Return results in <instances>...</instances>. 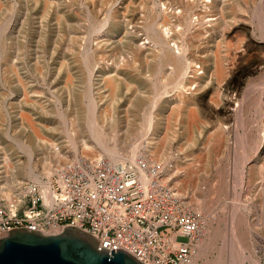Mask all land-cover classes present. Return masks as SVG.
<instances>
[{
    "label": "rangeland",
    "instance_id": "374dc122",
    "mask_svg": "<svg viewBox=\"0 0 264 264\" xmlns=\"http://www.w3.org/2000/svg\"><path fill=\"white\" fill-rule=\"evenodd\" d=\"M218 1L199 0L198 3V0H102V3L101 0H0V174H3L2 177L4 176L3 178L11 185L5 191L11 193L22 185L13 186L12 181L18 171L17 168L22 169L28 162L29 155L21 147L23 144L29 147L31 152L33 151L35 163H39L40 159H44V153L49 152V148L59 147L60 144L59 148L62 149L69 144L65 136V120L74 117L78 122L81 119L78 126L79 134L84 133L82 137L90 138L86 132L88 129L85 120L88 118L86 112L89 96L86 98L85 95L93 93L95 101L98 105L101 104L99 107L103 106L102 109L111 110L113 106V112H109L108 116L113 113L114 118L117 117L115 122L117 119L118 121L112 124L115 128L110 126L109 137L113 135L117 123L128 118L124 123L127 122L129 127L120 123L119 128H124L121 138L125 142L122 139L121 145L120 143L118 145L122 149H129L132 147L130 145L132 142L138 141L137 136L142 133L144 127V117L141 116H144L145 108L157 99L156 113H159L157 111L166 113L164 112V116L162 114L164 127L157 126L159 119L156 118L157 120L154 121V131L158 133L156 145L164 149V144L167 143V147L163 150L162 158L159 157L161 159L148 155L147 157L153 162L152 164L162 168L164 166L165 182L170 176L171 178L175 176L173 177L175 184H172L184 194L185 200L191 202V211L200 215L202 219L199 248L205 246V249L204 254L199 249L198 254L201 253V257L196 264H219L220 261L221 264L225 262L232 264L231 256L234 251L230 243L228 244L230 241L229 238L227 241L226 236L229 237L231 219L229 216L234 205L238 206L237 230L239 231L236 232L244 249L245 260L242 264H264V142L261 141V136H264V16L260 14L264 13V0ZM261 3L262 6H259ZM188 7H193V15L189 17L190 31L186 30L183 21V15L189 11ZM63 11L65 16L62 14ZM257 12L260 13L257 15ZM112 13L114 18L111 21L107 20L108 15ZM212 18H215L214 21ZM258 18H261L263 21H260L263 23ZM101 20H107L106 24H109L103 27L106 29L97 33L93 28L97 23L103 22ZM118 23L120 27H116ZM160 32L164 35L166 44L169 43L168 45L173 46L172 48L181 55L185 54L186 60L190 61L188 63L191 70L189 69L187 80L181 81L172 77L176 69L175 65L166 66V69H162V73H159V62L155 56L161 50V45L157 46L159 43L157 36ZM180 38L183 40L181 41ZM88 48L95 49L94 56H91L89 62H84L82 57L89 50ZM67 61L71 62L67 63ZM84 68L90 69L93 75ZM139 69L143 71L138 72ZM68 73L72 75L70 74L69 77ZM217 75L220 76L221 81ZM115 76L117 80H113ZM139 81L141 83L137 85ZM67 83L68 85L70 83V87ZM88 87L93 91L90 94ZM164 88L167 89L164 96L161 99L156 98L158 91ZM139 89L142 92L138 91ZM84 91H87L86 94ZM138 94L141 98H138ZM73 96H76V102ZM85 98L88 100L86 101ZM163 102H166L165 105ZM115 103L117 107L114 106ZM133 105L136 110L139 107L137 110L139 112ZM66 110L70 111L66 112ZM125 112L132 114L128 116ZM120 115L127 118L122 119ZM62 117L66 119L63 120ZM31 126H34L35 130H32ZM56 132L59 134L56 135ZM167 134L169 138L171 137L170 140L167 139ZM146 142L143 139L142 144L140 143L141 147H147ZM143 155H145L144 151L140 150L138 157ZM14 165L17 168H14ZM180 170L181 172H178ZM25 182L29 181L24 180L23 183ZM237 248L234 246L236 253L239 251ZM230 251L233 252L232 255Z\"/></svg>",
    "mask_w": 264,
    "mask_h": 264
},
{
    "label": "built area",
    "instance_id": "2783aa9c",
    "mask_svg": "<svg viewBox=\"0 0 264 264\" xmlns=\"http://www.w3.org/2000/svg\"><path fill=\"white\" fill-rule=\"evenodd\" d=\"M143 155L136 162H66L42 184L25 182L0 197V238L26 228L46 235L77 227L143 264H193L202 219ZM149 177L151 182H146Z\"/></svg>",
    "mask_w": 264,
    "mask_h": 264
},
{
    "label": "bare ground",
    "instance_id": "6f19581e",
    "mask_svg": "<svg viewBox=\"0 0 264 264\" xmlns=\"http://www.w3.org/2000/svg\"><path fill=\"white\" fill-rule=\"evenodd\" d=\"M82 1V0H81ZM155 1V0H154ZM213 1H215V0H213ZM218 1V0H217ZM222 1V0H221ZM258 1H260V0H258ZM47 2V1H46ZM101 2H102V0H101ZM219 2V1H218ZM40 3V2H39ZM42 3V2H41ZM103 3V2H102ZM198 3H199V0H198ZM217 3V2H216ZM156 5H157V3H155ZM182 4V3H181ZM260 4V3H259ZM40 5V4H39ZM223 5V4H222ZM228 5V4H227ZM256 5H258V4H256ZM130 6V5H129ZM188 6V5H187ZM200 6V5H199ZM224 6V5H223ZM223 6H221V7H223ZM259 6H262V3H261V5H259ZM264 6V5H263ZM81 7V6H80ZM119 7V6H118ZM82 8V7H81ZM155 8V7H154ZM158 8H160V7H158ZM259 8H261V10H263L262 9V7H259ZM40 9V8H39ZM111 9V8H110ZM109 9V10H110ZM120 9V8H119ZM183 9V8H182ZM185 9V8H184ZM223 9V8H222ZM226 9V8H225ZM258 9V8H257ZM256 9V10H257ZM159 10H161V9H159ZM188 10L189 11H187L184 15H183V21L185 22V27H186V30L187 31H190L189 29L191 28L190 27V21H189V17L191 16V14H192V11H193V7H188ZM216 10V9H215ZM259 10V9H258ZM257 10V11H258ZM62 11V10H61ZM60 11V12H61ZM121 11V10H120ZM154 11H155V9H154ZM255 11V10H254ZM260 11V10H259ZM264 11V10H263ZM59 12V11H58ZM64 12V11H63ZM73 12V11H72ZM90 12V11H89ZM117 12V11H116ZM161 12V11H160ZM211 12V11H210ZM210 12H209V14H210ZM227 12V11H226ZM88 13V12H87ZM156 13H157V11H156ZM223 13H225V12H223ZM258 13H260V12H257V15H258ZM263 13V12H262ZM262 13H260L261 14V16H264V15H262ZM63 15L65 14V12L64 13H62ZM106 14H107V12H106ZM117 14V13H116ZM121 14V13H120ZM251 14V13H250ZM264 14V13H263ZM96 15V14H95ZM165 15V14H164ZM175 15V14H174ZM193 15V14H192ZM226 15V14H225ZM225 15H222V16H225ZM230 15V14H229ZM253 15V14H252ZM19 16V15H18ZM65 16V15H64ZM70 16V15H69ZM71 16H72V13H71ZM94 16V15H93ZM100 16V15H99ZM157 16H159V15H157ZM255 16V15H254ZM91 17V16H90ZM89 17V18H90ZM97 17V16H96ZM118 17H121V16H118ZM166 17V16H165ZM174 17V16H173ZM227 17V16H226ZM257 17V16H256ZM91 18H93V17H91ZM114 18V15H113V13L112 14H109L108 15V18H107V20H110L111 21V19H113ZM158 18V17H157ZM160 18V17H159ZM177 18V17H176ZM224 18V17H223ZM227 18H229V17H227ZM262 18V17H261ZM259 19V21L260 20H262V19ZM69 20H70V18H68ZM72 19V18H71ZM96 19V18H95ZM98 19V18H97ZM121 19V18H120ZM175 19V18H174ZM201 19V18H200ZM213 19V21H214V19L215 18H212ZM226 19V18H225ZM253 19V18H252ZM61 20H62V18H61ZM60 20V21H61ZM68 20V21H69ZM91 20V19H90ZM93 21H94V19H92ZM107 20H105V21H103V20H101V21H103V22H99V23H97V25L93 28V30L95 31V32H97L98 33V31H101L102 29H103V27L104 26H106V25H108V24H106L107 23ZM161 20V19H160ZM210 20H211V18H210ZM218 20V19H217ZM221 20V19H220ZM89 21V20H88ZM110 21H108V22H110ZM119 21V20H118ZM163 21V20H162ZM227 21V20H226ZM263 21V20H262ZM262 21H260V22H262ZM90 22V21H89ZM155 22V21H154ZM158 22V21H157ZM200 22V21H199ZM221 22H223V21H221ZM92 23V22H91ZM113 21H112V25H113ZM182 23V22H181ZM231 23V22H230ZM263 23V22H262ZM7 24V23H6ZM61 24V23H60ZM95 24V23H94ZM111 24V23H110ZM119 24V23H118ZM201 24V23H200ZM217 24V23H216ZM226 24V23H225ZM228 24V23H227ZM226 24V25H227ZM111 25V26H112ZM123 25V24H122ZM122 25H121V29H122ZM114 26H115V24H114ZM113 26V27H114ZM155 26V25H154ZM166 26V25H165ZM194 26V25H193ZM199 26V25H198ZM206 26V25H205ZM204 26V27H205ZM212 26V25H211ZM222 26V25H221ZM260 26H262V25H260ZM110 27V26H109ZM108 27V28H109ZM116 27H120V24L117 26V24H116ZM207 27V26H206ZM215 27V26H214ZM111 28V27H110ZM109 28V29H110ZM148 28V27H147ZM200 28V27H199ZM5 29H6V27H5ZM4 29V30H5ZM104 29H106V28H104ZM103 29V30H104ZM115 29V28H114ZM149 29H151V28H149ZM92 30V32H94ZM120 30V29H119ZM155 30V29H154ZM215 30H217V29H215ZM261 30V29H260ZM263 30V29H262ZM1 31V30H0ZM91 31V30H90ZM112 31V30H111ZM149 31V30H148ZM183 31V30H182ZM218 31V30H217ZM118 32V31H117ZM152 32H153V29H152ZM186 32V31H185ZM192 32V31H191ZM113 33H115V32H113ZM129 33V32H128ZM91 34V33H90ZM94 33H92V35H93ZM218 34V33H217ZM220 34V33H219ZM95 35V34H94ZM129 35V34H128ZM155 35V34H154ZM157 35V34H156ZM193 35V34H192ZM231 35V34H230ZM129 36H131V35H129ZM219 36V35H218ZM221 36H222V34H221ZM220 36V37H221ZM263 36V35H262ZM89 37V36H88ZM125 37H127V36H125ZM205 37V36H204ZM215 37V36H214ZM8 38H9V36H8ZM157 38H158V41H159V43H158V45L157 46H160L161 45V47H160V51L157 53V55L155 56V59L156 60H158V62H159V68H158V70H159V73L161 72L162 73V71L163 70H165L166 69V66H169V65H175L176 66V69L173 71V74H172V77H176V78H178V79H181V81L182 80H187V78H188V73L190 72L189 71V69H190V64L188 63V61L186 60L187 58H185L186 56H184L183 54L181 55V53H179V52H177L176 50H174V48H172V47H170L168 44H166L165 42H166V39H165V37H164V35H162V32H160V35H158L157 36ZM186 38V37H185ZM4 39V38H3ZM90 39V41H91V38H89ZM128 39H131V38H128ZM154 39V38H153ZM181 39V38H180ZM201 39V38H200ZM204 39V38H203ZM223 39V38H222ZM221 39V40H222ZM183 39H181V41H182ZM207 40V39H206ZM130 41V40H129ZM150 41H152V40H150ZM149 41V42H150ZM170 41V40H169ZM134 42V41H133ZM128 43V42H127ZM157 43V42H156ZM176 43V42H175ZM180 43V42H179ZM186 43V42H185ZM223 43V42H222ZM90 44H91V42H90ZM131 43H129V45H130ZM137 44V43H136ZM153 44H155V42L153 43ZM177 44V43H176ZM11 45H13V44H11ZM107 45V44H106ZM126 45V44H125ZM139 45V44H138ZM141 45V44H140ZM144 45H145V43H144ZM180 45H182L183 46V44H180ZM187 45V44H186ZM107 46H109V45H107ZM106 46V47H107ZM124 46V45H123ZM177 46V45H176ZM185 46V45H184ZM192 46V45H191ZM190 46V47H191ZM202 46V45H201ZM208 46V45H207ZM213 46H215V45H213ZM13 47V46H12ZM84 47V46H83ZM86 47V46H85ZM125 47V46H124ZM148 47V46H147ZM6 48V47H5ZM9 48V47H8ZM95 48V47H94ZM127 48V47H126ZM136 48V47H135ZM212 48V47H211ZM86 49H87V47H86ZM89 49V48H88ZM149 49V48H148ZM187 49V48H186ZM197 49V48H196ZM83 50V49H82ZM93 50H95V49H89V50H87L85 53H84V57H82V58H84V59H82L84 62H89V60L91 59V56L94 54V51ZM130 50V49H129ZM147 50V49H146ZM5 51V50H4ZM152 51V50H151ZM184 51V50H183ZM215 51H217V50H215ZM215 51H214V53H215ZM1 52H3V51H1ZM82 52V51H81ZM80 52V53H81ZM173 52V53H172ZM8 54V53H7ZM82 54V53H81ZM80 54V55H81ZM150 54V53H149ZM148 54V55H149ZM3 55V54H2ZM13 56V55H12ZM94 56V55H93ZM150 56V55H149ZM80 57V56H79ZM146 57H147V55H146ZM1 58V57H0ZM15 58V57H14ZM71 59H73L74 60V58H72V57H70ZM93 58V57H92ZM128 58V57H127ZM150 58H151V56H150ZM62 59V58H61ZM129 59V58H128ZM215 59H216V54H215ZM224 59V58H223ZM226 59V58H225ZM230 59V58H229ZM72 60V61H73ZM79 60V59H78ZM81 60V61H82ZM139 60V59H138ZM142 60V59H141ZM151 61H152V59H150ZM13 61V60H12ZM60 61V60H59ZM83 61L81 62V63H83ZM150 61V62H151ZM154 61V60H153ZM70 63L71 61H67V63ZM143 62V61H142ZM148 63L147 62V64H151V63ZM190 62V61H189ZM215 62V61H214ZM219 61H217V63H218ZM74 64V63H73ZM78 64V63H77ZM141 64V63H140ZM143 64H144V62H143ZM146 64V65H147ZM216 64V63H215ZM13 65H15V64H13ZM84 65L86 66V63H84ZM59 66V65H58ZM75 66H76V64H75ZM152 66H153V64L152 65H150V67L152 68ZM206 66V65H205ZM216 66V65H215ZM230 66V65H229ZM13 67V66H12ZM16 67V66H15ZM64 67V66H63ZM70 67V66H69ZM68 67V68H69ZM88 67H89V64H88ZM87 67V68H88ZM141 67H142V65H141ZM141 67H138V68H141ZM218 67L219 66H217L216 68L218 69ZM18 68V67H17ZM75 68V67H74ZM78 68V67H77ZM86 68V69H87ZM90 68H92V67H90ZM148 69H149V66L147 67ZM212 68H214V67H212ZM233 68V67H232ZM1 69V68H0ZM13 69H15V68H13ZM64 69V68H63ZM71 69V68H70ZM80 69V68H79ZM114 69V68H113ZM142 69V68H141ZM163 69V70H162ZM203 69V68H202ZM220 69V68H219ZM11 70V69H10ZM62 70V69H61ZM61 70H59V72H61ZM72 70V69H71ZM84 70H85V68H84ZM151 70V69H150ZM149 70V71H150ZM157 70V71H158ZM191 70V69H190ZM204 70H206V69H204ZM8 71V70H7ZM70 71V70H69ZM68 71V72H69ZM74 71H76V70H74ZM78 71V70H77ZM86 72H90L91 70L89 69H87V70H85ZM110 71V70H109ZM120 71H121V69H120ZM138 71V70H137ZM140 71H143V70H140L139 69V71L138 72H140ZM219 70H217V73H219L218 72ZM14 72H16V71H14ZM62 72H63V70H62ZM66 72V71H65ZM92 72H94V71H92ZM108 72V71H107ZM107 72H105V73H107ZM111 72H112V70H111ZM110 72V73H111ZM114 72V71H113ZM116 72V71H115ZM126 72V71H125ZM130 72V71H129ZM147 72V71H146ZM206 72V71H205ZM208 72V71H207ZM4 73H5V71H4ZM17 73H19L20 74V72H17ZM17 73H15L16 75H18ZM75 73V72H74ZM120 73V72H119ZM137 73V72H136ZM148 73V72H147ZM226 73V72H225ZM69 75V77H70V74L71 73H68ZM76 74V73H75ZM74 74V75H75ZM81 74V73H80ZM79 74V75H80ZM89 74H92L93 75V73H89ZM125 74V73H124ZM127 74V73H126ZM134 74V73H133ZM140 74V73H139ZM208 74V73H207ZM220 74H221V72H220ZM14 75V74H13ZM64 75H65V73H64ZM72 75V74H71ZM86 75H88L87 73H86ZM130 75V74H129ZM190 75V74H189ZM7 76V75H6ZM67 76V78H69ZM90 76V75H89ZM101 76V75H100ZM99 76V77H100ZM102 76H103V74H102ZM139 76V75H138ZM144 76H145V74H144ZM205 76H206V73H205ZM219 75H217V77H218ZM18 77V76H17ZM85 77V76H84ZM93 76H91V78H92ZM109 77V76H108ZM134 77H136V75L134 74ZM140 77V76H139ZM139 77H137V78H139ZM208 77V76H207ZM8 78V77H7ZM73 78L74 79H76L74 76H73ZM95 78V77H94ZM125 78H127L128 79V76L126 77V75H125ZM225 78V77H224ZM5 79H6V77H5ZM13 79V78H12ZM15 79V78H14ZM116 79V76H115V78L113 79V80H115ZM129 79H131L130 78V76H129ZM136 79V78H135ZM142 79V78H141ZM219 80H220V76H219V78H218ZM63 80H65V79H63ZM73 80V79H72ZM117 80V79H116ZM140 80V79H139ZM148 80V79H147ZM208 80V79H207ZM209 80H210V78H209ZM218 80V81H219ZM11 81V80H10ZM9 81V82H10ZM14 81V80H13ZM19 81V80H18ZM20 81H21V79H20ZM19 81V82H20ZM74 81V80H73ZM88 81H90L89 80V78H88ZM94 81V80H93ZM202 81V80H201ZM221 81V80H220ZM121 82V81H120ZM134 82H136L135 80H134ZM144 82V81H143ZM223 82H224V80H223ZM90 83V82H89ZM96 83V82H95ZM104 83V82H103ZM141 83V81H139V83H136L137 85L138 84H140ZM154 83H155V81H154ZM198 83V82H197ZM7 84H8V82H7ZM65 84H66V81H65ZM72 84V83H71ZM74 84V83H73ZM92 84V83H91ZM117 84V83H116ZM120 84V83H119ZM119 84H117V85H119ZM261 84V83H260ZM67 85H68V83H67ZM69 85H70V83H69ZM68 85V86H69ZM116 85V86H117ZM200 85V84H199ZM224 86H225V84H224ZM67 87V86H66ZM70 87V86H69ZM97 87V86H96ZM261 87V86H260ZM259 87V88H260ZM88 88H90V87H88ZM139 88V87H138ZM74 89V88H73ZM76 89V88H75ZM92 88H90V91H89V94H90V92L92 91L91 90ZM118 89V88H117ZM221 89V88H220ZM219 88H218V90H220ZM225 89V88H224ZM77 90V89H76ZM86 90H87V87H86ZM108 90V89H107ZM202 90V89H201ZM217 90V89H216ZM70 91V90H69ZM72 91V90H71ZM105 91V90H104ZM138 91H140V89L138 90ZM167 91V89L166 88H164L163 90H159L158 92V94H157V97L156 98H158V99H161V97L162 96H164L163 94L165 93ZM175 91V90H174ZM177 91V90H176ZM200 91V90H199ZM73 92L75 93V91L73 90ZM85 92V91H84ZM87 92V91H86ZM86 92H85V94H86ZM93 92V91H92ZM91 92V93H92ZM103 92V91H102ZM140 92H142V91H140ZM144 92V91H143ZM169 92V91H168ZM179 92H181L180 90H179ZM178 92V93H179ZM219 92V91H218ZM69 93V92H68ZM73 93V94H74ZM77 93V92H76ZM116 93H117V91H116ZM221 94H222V92H220ZM255 93V92H254ZM84 94V93H83ZM132 94H133V91H132ZM137 94V93H136ZM196 94V93H195ZM198 94H199V92H198ZM71 95H72V93H71ZM193 95V94H192ZM197 95V94H196ZM78 96V95H77ZM86 96H89V98L88 97H86ZM95 96V95H94ZM96 96H97V94H96ZM95 96V97H96ZM135 96V95H134ZM138 96V98L140 97V95L138 94L137 95ZM54 97V96H53ZM70 97V96H69ZM74 97V96H73ZM76 97V96H75ZM74 97V98H75ZM83 97V96H82ZM85 97L86 98H88L89 99V103H88V111L86 112L87 113V115H88V118L86 119L85 118V120H87V122H86V124H87V129H88V131H86L85 129V131L86 132H88V134H89V139H86V138H84V137H82V134H84V133H82L81 135L79 134L80 132V128L78 127L79 126V122H80V120H79V122H78V120H77V118L76 117H74L73 119H71V120H65L66 119V117H65V119H63V117H62V119L63 120H65L66 121V123H65V125H66V138H67V141L69 142V144H67V145H65V147H63V146H61V147H63L62 149L61 148H59L60 147V144H59V147H54V148H52V149H50L49 148V152L47 151V152H45L44 153V159H40V161H39V163H35V159H34V157H33V154H32V152L30 151V149H29V147H27V146H21V145H19V146H21L22 148H23V150H25L26 152H28V155H29V158H28V162H26V164H22L23 165V167H22V169H18L17 167H16V165H14V168L16 167L17 168V170L18 171H16V173H15V176L13 177V186L16 184H23V182H24V180H28V181H31V182H33L34 184H38V185H41L42 184V178H49V177H51L55 172H56V170L58 169V167L59 166H61V164H64V163H66V162H74V163H80V162H82V161H88V162H94V161H96V160H99V159H102L103 157L102 156H105V157H107V159H109L110 161H113V162H136V160H137V158H138V154H139V152H140V150H143L144 151V153H145V156H153V157H158V159H161L162 158V155H163V150L165 149L166 150V148L165 147H167L166 145H167V143H165L164 145V149L162 148V149H160L157 145H156V139L158 138V133L156 132V131H154V129H155V125H154V121H155V119L157 118V119H159V122H157V126L160 128V127H164L165 125H162L163 123H162V121H164L163 120V117H162V114H163V116H164V112H160V111H157V112H159V113H156V110H155V104L157 103V99H156V102H151V105L150 106H147V104H146V108H145V110H144V116H141V118H143L144 117V127H143V131H142V133L140 134V133H138V134H140V135H138L137 136V142L135 141V143H131L130 145L132 146H130L131 148H129V149H122V148H120L118 145H119V143L121 142L120 140H122L123 138H121V136H123L121 133H123V131H122V129H124V128H122V129H119L120 128V123H122V124H125L124 122L128 119L127 118V116H124V117H126L127 119H125L124 117H121V115H120V117L122 118V119H125L123 122H120V123H117L118 125H117V128L115 129V131H113V135L111 136V137H109V134H110V132H111V129H110V126L112 125V124H115L117 121H118V119H117V121L115 122V119L117 118L116 116V118H114V115H113V113L111 114L110 113V116H108V114H109V112H113V106L111 107V110H106V108L104 109H102V107L100 108L99 106L101 105H98V103L95 101V99H94V97H93V93L91 94V95H85ZM154 97V96H153ZM184 97V96H183ZM245 97V96H244ZM85 98V99H86ZM138 98H135V100H137ZM141 98V97H140ZM145 98V97H144ZM28 99V98H27ZM56 99H57V97H56ZM84 99V98H83ZM88 99H86V101L88 100ZM117 99V98H116ZM142 99H143V97H142ZM142 99H140V100H142ZM175 99H176V96H175ZM174 99V100H175ZM58 100V99H57ZM78 100V99H77ZM149 100V99H148ZM187 100V99H186ZM73 101H74V99H73ZM116 100H114V102H115ZM126 101V100H125ZM138 101H139V99H138ZM137 101V102H138ZM192 101V100H191ZM60 102V101H59ZM74 102H76V98H75V101ZM78 102V101H77ZM113 102V103H114ZM131 102H132V100H131ZM135 101H134V99H133V103H134ZM136 102V103H137ZM146 102V101H145ZM169 102V101H168ZM173 102V101H172ZM82 103V102H81ZM84 103V102H83ZM82 103V104H83ZM112 103V104H113ZM128 103V102H127ZM127 103H125V104H127ZM161 103V102H160ZM165 103L166 102H163V104L165 105ZM135 104V103H134ZM139 104H140V102H139ZM162 104V103H161ZM170 104V103H169ZM189 104V103H188ZM191 104V103H190ZM137 105V104H136ZM148 105H149V103H148ZM187 105V104H186ZM71 106V105H70ZM76 106V105H75ZM85 106V105H84ZM87 106V105H86ZM114 106H116V103H115V105ZM128 106H129V104H128ZM130 106H131V103H130ZM134 106V105H133ZM141 106V105H140ZM117 107V106H116ZM120 107V106H119ZM132 107V106H131ZM168 107V106H167ZM171 107V106H170ZM243 107V106H242ZM42 108V107H41ZM78 108H79V106H78ZM78 108H75V109H78ZM109 108H110V106H109ZM115 108V107H114ZM160 108V107H159ZM186 108V107H185ZM250 108V107H249ZM66 109V108H65ZM122 109H124V108H122ZM130 109V108H129ZM134 109L136 110V108H135V106H134ZM139 109V107L137 108V110ZM167 109V108H166ZM191 109H192V107H191ZM116 110V109H115ZM114 110V111H115ZM120 110V111H119ZM118 111L119 112H121V109H119ZM136 110V111H137ZM243 110V109H242ZM242 110H241V112H242ZM61 111V110H60ZM59 111V114L61 113ZM63 111V110H62ZM70 111V110H69ZM69 111H67L66 110V112H69ZM72 111V110H71ZM79 111V110H78ZM78 111H76V112H78ZM118 111H117V113H118ZM122 111H125V110H122ZM130 111H131V109H130ZM163 111V110H162ZM168 111V110H167ZM236 111V110H235ZM81 112V111H80ZM79 112V113H80ZM133 112V111H132ZM137 112H139V111H137ZM184 112V111H183ZM238 112H240V109H239V111ZM126 113V112H125ZM127 113H129V111H127ZM126 113V115H128V116H130L132 113H130V115L129 114H127ZM143 113V112H142ZM166 113V112H165ZM169 113V112H168ZM256 113V112H255ZM27 114V113H26ZM26 114H24V115H26ZM81 114V113H80ZM120 114V113H119ZM118 114V115H119ZM239 114V113H238ZM84 115V114H83ZM117 115V116H118ZM122 115H123V112H122ZM125 115V114H124ZM184 115V114H183ZM241 115V114H240ZM239 115V117H242V116H240ZM244 115V114H243ZM67 116V115H66ZM82 116V115H81ZM236 116H237V113H236ZM119 117V116H118ZM132 117V116H131ZM130 117V118H131ZM26 118V117H25ZM29 118H31V117H29ZM61 118V117H60ZM70 118H72V117H70ZM69 118V119H70ZM133 118V117H132ZM134 118H135V116H134ZM168 118V117H167ZM238 118V117H237ZM26 119H28V117L26 118ZM156 119V120H157ZM165 119V118H164ZM175 119V118H174ZM241 119V118H240ZM29 120V119H28ZM61 120V119H60ZM235 120H237V119H235ZM234 120V121H235ZM64 121V122H65ZM122 121V120H121ZM262 121V120H261ZM26 122H28V121H26ZM82 122V121H81ZM129 122V121H128ZM184 122V121H183ZM238 122H239V119H238ZM25 123V122H24ZM32 123V122H31ZM170 123H171V121H170ZM27 124V123H26ZM82 124V123H81ZM121 124V125H122ZM129 124V123H128ZM33 125V124H32ZM84 125V124H83ZM125 125H127V122H126V124ZM124 125V126H125ZM198 125V124H197ZM56 126H58V125H56ZM56 126L55 127H53V129L55 130V128H56ZM64 126V125H63ZM113 127H114V125H112ZM128 126V125H127ZM127 126H126V128H127ZM32 127V126H31ZM113 127H111V128H113ZM129 127V126H128ZM184 127V126H183ZM258 127H259V125H258ZM257 127V128H258ZM33 128H35L34 126L32 127V130H35V129H33ZM64 128V127H63ZM115 128V127H114ZM113 128V129H114ZM171 128V127H170ZM173 128V127H172ZM171 128V129H172ZM181 128V127H180ZM185 128V127H184ZM236 128V127H235ZM261 128V127H260ZM259 128V129H260ZM127 129H129V128H127ZM126 129V130H127ZM189 129H190V127H189ZM53 130V131H54ZM58 130V129H57ZM125 130V131H126ZM157 130V129H156ZM165 130H166V128H165ZM183 130H185V129H183ZM182 130V131H183ZM61 131V130H60ZM122 131V132H121ZM128 131V130H127ZM158 131H161L160 129H158ZM259 131V130H258ZM257 131V132H258ZM162 133H163V131H161ZM160 132V133H161ZM167 132H168V130H167ZM185 132V131H184ZM184 132H183V134H184ZM190 132V131H189ZM236 132V131H235ZM238 132V131H237ZM35 133V132H34ZM57 134L56 135H58L59 133L58 132H56ZM63 133V132H62ZM161 133V134H162ZM86 134V133H85ZM165 134V133H164ZM260 134V133H259ZM39 135V134H38ZM169 135H170V132H169ZM168 134H167V137L169 136ZM40 136V135H39ZM60 136V135H59ZM64 136V137H65ZM238 136V135H237ZM255 136V135H254ZM244 137H245V135H244ZM262 138H261V141L262 142H264V136H261ZM56 138V137H55ZM125 138V137H124ZM129 137H127V140H129L128 139ZM171 138V137H170ZM170 138L168 137L167 139H169L170 140ZM215 139H216V137H214ZM217 138H219V137H217ZM134 139H135V137H134ZM146 140L147 142V144H146V146L147 147H145V146H143L144 144H145V142L143 143V147H141V142H142V140ZM221 139V138H220ZM15 140V139H14ZM17 140V139H16ZM57 140V139H56ZM58 140L60 141V139L58 138ZM124 140V139H123ZM139 140L141 141V142H139ZM214 140V139H213ZM258 140V139H257ZM21 141V140H20ZM112 141V144H110V142ZM168 141V140H167ZM17 142V141H16ZM35 142V141H34ZM124 142H125V140H124ZM124 142L122 143V144H124ZM128 142V141H127ZM131 142V141H130ZM166 142V141H165ZM191 142V141H190ZM243 142V141H242ZM262 142H261V144H262ZM13 143H14V141H13ZM18 143V142H17ZM33 143V142H32ZM141 143V144H140ZM168 143H169V141H168ZM212 143V142H211ZM16 144V143H15ZM26 144V143H25ZM193 144H194V142H193ZM216 144H218V143H216ZM3 145V144H2ZM120 145H121V143H120ZM129 145V144H128ZM163 145V144H162ZM244 145V144H243ZM246 145V144H245ZM244 145V146H245ZM5 146V145H4ZM16 146V145H15ZM14 146V147H15ZM33 146V145H32ZM9 147V146H8ZM51 147H53V146H51ZM97 147H99V148H97ZM218 147V146H217ZM220 147V146H219ZM241 147V146H240ZM31 148V147H30ZM45 149H46V147H44ZM4 149H5V147H4ZM10 149V148H9ZM17 149V148H16ZM15 149V150H16ZM38 149H40V148H38ZM19 150H20V148H19ZM13 151H14V149H13ZM17 151H18V149H17ZM36 151V150H35ZM242 151V150H241ZM22 152V151H21ZM39 152V151H38ZM6 153V152H5ZM10 153H12V152H10ZM40 154V153H39ZM43 154V153H42ZM6 155V154H5ZM8 155V154H7ZM11 155V154H10ZM178 155V154H177ZM40 156H41V154H40ZM43 156V155H42ZM161 156V158H159ZM179 156V155H178ZM104 157V158H105ZM164 157V156H163ZM200 157V156H199ZM173 158V157H172ZM177 160V159H176ZM182 160V159H181ZM247 160V159H246ZM245 160V161H246ZM154 161V160H153ZM158 161V160H157ZM166 161V160H165ZM168 161V160H167ZM172 161V160H171ZM177 161H179V160H177ZM38 162V161H37ZM152 162V161H151ZM154 162H156V161H154ZM173 162V161H172ZM172 162H170V163H172ZM153 163V162H152ZM177 163H179V162H176V164ZM184 163V162H183ZM15 164V163H14ZM165 164H167V163H165ZM173 165V164H172ZM19 166H21L20 164H19ZM18 166V167H19ZM171 166V165H170ZM169 166V167H170ZM263 166V165H262ZM168 167V168H169ZM173 167V166H172ZM243 167V166H242ZM180 168H181V166H180ZM0 170H1V168H0ZM14 170V169H13ZM164 166H163V168L161 167L160 169H159V171H160V173H161V175H163V177H166V175H164ZM172 170V169H171ZM243 170V169H242ZM9 171H10V169H9ZM166 171V170H165ZM178 172H181V170L180 171H178ZM5 173V172H4ZM12 173H14V172H12ZM177 173V172H176ZM192 173V172H191ZM2 175L3 174H0V197H4V198H10V196H11V194H10V191L9 192H6L5 191V189H7V188H10V186L11 185H9L8 183V180L7 179H4L3 177H2ZM9 175V174H8ZM170 175V174H169ZM191 175V174H190ZM7 176V175H6ZM13 176V175H12ZM240 176V175H239ZM242 176V175H241ZM173 177H175V176H173ZM171 178V176H170V178H168L167 180H166V183L169 185L170 183L172 184H175V182H174V178ZM12 178V177H11ZM179 179V178H178ZM242 179V178H241ZM145 180H146V182H151V179L149 178V177H145ZM164 180V179H163ZM182 181V180H181ZM188 181V180H187ZM241 181V180H240ZM194 182V181H193ZM244 182V181H243ZM170 184V185H171ZM172 184V185H173ZM6 185L8 186V187H6ZM241 186V185H240ZM173 187H174V189L178 192V193H180V195H184L182 192H180L179 190H178V188L177 187H175L174 185H173ZM230 191V190H229ZM233 191V190H232ZM186 193H187V191H186ZM240 193H242V192H240ZM234 195V194H233ZM199 197V196H198ZM186 198V197H185ZM240 200V199H239ZM236 203V202H235ZM234 203V204H235ZM185 205H186V207L187 208H189L190 210H191V202L190 201H188L187 199H186V201H185ZM237 205V204H236ZM264 205V204H263ZM244 208L246 209V207L244 206ZM202 209V208H201ZM231 209V208H230ZM229 210V209H228ZM228 210H226V211H228ZM198 212H200V210H198ZM230 212V211H229ZM228 212V213H229ZM237 212H238V206L236 207L235 205H234V208L232 207V211H231V216H229V217H231V221L229 220V222H230V226H229V229L230 230H228V232H229V237H228V233L226 234L227 236H226V238H227V241H228V238H229V241L230 242H228V244L230 245V247H231V249H232V251H234V254L232 255V251H230V253H231V255H230V253H229V255L232 257V264H242L243 262H244V249H243V247H242V245H241V243L239 242V238H238V235H237V232L236 231H239V230H237ZM226 213V212H225ZM200 214V213H199ZM202 214V213H201ZM227 214V213H226ZM228 216V215H227ZM225 220V219H224ZM245 221V220H244ZM243 221V222H244ZM222 222H224L223 220H222ZM248 222V221H247ZM226 223V222H225ZM228 223V222H227ZM226 223V224H227ZM243 225V224H242ZM262 225V224H261ZM247 226V225H246ZM228 226L226 225V228H227ZM249 228V227H248ZM228 229V228H227ZM225 234V233H224ZM202 237V236H201ZM203 240V239H202ZM227 244V246H229ZM226 246V247H227ZM234 246H237L238 248H237V250L239 249V251H237V253L235 252V249H234ZM201 247H202V245H201ZM205 247V246H204ZM204 247H202V248H199V249H201L200 251H201V253H203L204 254ZM228 249V248H227ZM230 249V248H229ZM207 251V250H206ZM229 252V251H228ZM201 253L200 254H198L197 256H196V258H195V260H194V262H193V264H196L197 263V261H198V259L201 257ZM229 256V257H230ZM228 257V259H231V258H229ZM251 257V256H250ZM219 258V257H218ZM249 258V257H248ZM257 262V261H256ZM226 263V262H225ZM224 263V264H225ZM228 263V262H227ZM217 264V263H216ZM219 264H221V261H220V263Z\"/></svg>",
    "mask_w": 264,
    "mask_h": 264
},
{
    "label": "water",
    "instance_id": "95a60500",
    "mask_svg": "<svg viewBox=\"0 0 264 264\" xmlns=\"http://www.w3.org/2000/svg\"><path fill=\"white\" fill-rule=\"evenodd\" d=\"M99 241L77 227L54 235L13 229L0 238V264H143L122 249L99 250Z\"/></svg>",
    "mask_w": 264,
    "mask_h": 264
}]
</instances>
